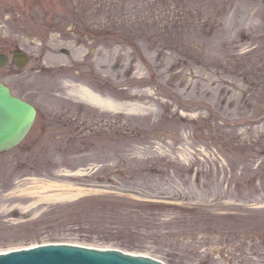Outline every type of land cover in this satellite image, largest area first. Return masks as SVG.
<instances>
[{
  "label": "rangeland",
  "instance_id": "374dc122",
  "mask_svg": "<svg viewBox=\"0 0 264 264\" xmlns=\"http://www.w3.org/2000/svg\"><path fill=\"white\" fill-rule=\"evenodd\" d=\"M16 46L34 60L0 73L39 115L0 153V251L264 264V0H0V53Z\"/></svg>",
  "mask_w": 264,
  "mask_h": 264
},
{
  "label": "water",
  "instance_id": "95a60500",
  "mask_svg": "<svg viewBox=\"0 0 264 264\" xmlns=\"http://www.w3.org/2000/svg\"><path fill=\"white\" fill-rule=\"evenodd\" d=\"M19 65L28 60L15 52ZM20 57L22 60H20ZM2 64L5 60L1 61ZM36 115L30 103L15 96L0 76V152L16 146L25 137ZM0 264H164L148 255L116 249H98L77 244L49 243L28 249L0 253Z\"/></svg>",
  "mask_w": 264,
  "mask_h": 264
},
{
  "label": "bare ground",
  "instance_id": "6f19581e",
  "mask_svg": "<svg viewBox=\"0 0 264 264\" xmlns=\"http://www.w3.org/2000/svg\"><path fill=\"white\" fill-rule=\"evenodd\" d=\"M68 89L71 94L78 96L81 101L98 107L101 110L116 111L125 106L124 102H120L119 100L104 94L102 91L96 90L82 82L71 83L69 84ZM133 108H136V106ZM75 195H77V193H72V195H68V197L72 198Z\"/></svg>",
  "mask_w": 264,
  "mask_h": 264
},
{
  "label": "flooded vegetation",
  "instance_id": "af4514ba",
  "mask_svg": "<svg viewBox=\"0 0 264 264\" xmlns=\"http://www.w3.org/2000/svg\"><path fill=\"white\" fill-rule=\"evenodd\" d=\"M43 56L42 57H37L36 58V61L33 63V65L32 66H30L29 67V69H30V72H32V71H34V73H42V72H45V71H47V69H46V67L43 65ZM21 71V69H19L16 73L18 74L19 72ZM26 76H30L29 75V73H27L26 74ZM30 85V84H29ZM10 87H11V89L13 90V92L15 93V94H17V95H19V96H21V97H23L21 94H18L15 90H14V88L10 85ZM29 89V88H28ZM23 98H25V97H23ZM25 99H27V98H25ZM28 100V99H27ZM28 101H30V100H28ZM31 102V101H30ZM33 103V102H32ZM37 109H38V107H37ZM38 112H39V109H38ZM36 122V121H35Z\"/></svg>",
  "mask_w": 264,
  "mask_h": 264
},
{
  "label": "trees",
  "instance_id": "16d2710c",
  "mask_svg": "<svg viewBox=\"0 0 264 264\" xmlns=\"http://www.w3.org/2000/svg\"><path fill=\"white\" fill-rule=\"evenodd\" d=\"M117 204H118V203H116V205H117ZM76 205H78L77 207H79L80 205H83V204H82V202H81V204H80V202H77ZM100 207H104V206H103V205H100ZM95 211H99V210H98V209H95Z\"/></svg>",
  "mask_w": 264,
  "mask_h": 264
}]
</instances>
